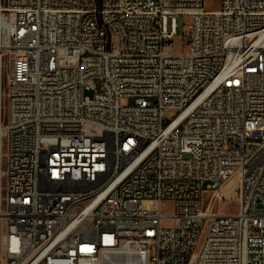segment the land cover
<instances>
[{"label": "built area", "instance_id": "obj_1", "mask_svg": "<svg viewBox=\"0 0 264 264\" xmlns=\"http://www.w3.org/2000/svg\"><path fill=\"white\" fill-rule=\"evenodd\" d=\"M128 246L264 264V0H0V264Z\"/></svg>", "mask_w": 264, "mask_h": 264}, {"label": "bare ground", "instance_id": "obj_2", "mask_svg": "<svg viewBox=\"0 0 264 264\" xmlns=\"http://www.w3.org/2000/svg\"><path fill=\"white\" fill-rule=\"evenodd\" d=\"M200 231L202 235H215L218 231L216 218L202 217ZM203 260L204 252H201V247H194L192 261ZM100 264H143V256H138V248L135 246H128V249H119L114 254H110V249H103V257Z\"/></svg>", "mask_w": 264, "mask_h": 264}, {"label": "rangeland", "instance_id": "obj_3", "mask_svg": "<svg viewBox=\"0 0 264 264\" xmlns=\"http://www.w3.org/2000/svg\"><path fill=\"white\" fill-rule=\"evenodd\" d=\"M219 3V0H206V5L207 8H216ZM186 18L184 17H179V22H178V34L174 40V47L172 48L174 52H181L183 51V30H184V21ZM93 90L92 91H87L88 96H93ZM4 104V101H3ZM236 180H231L228 183H226L221 191L223 195L230 197L231 200L228 203H223L220 200L215 203V210L221 212L222 214H229V213H235L238 210V199H237V193H236ZM208 197V193H205L203 196V203L206 202V199ZM170 202L166 203L163 206V211L166 214L171 213V208H170Z\"/></svg>", "mask_w": 264, "mask_h": 264}]
</instances>
